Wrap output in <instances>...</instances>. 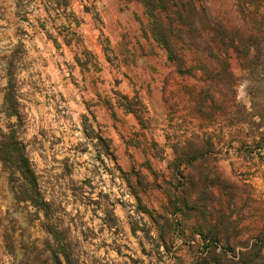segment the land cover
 Here are the masks:
<instances>
[{"label":"rangeland","instance_id":"rangeland-1","mask_svg":"<svg viewBox=\"0 0 264 264\" xmlns=\"http://www.w3.org/2000/svg\"><path fill=\"white\" fill-rule=\"evenodd\" d=\"M197 9L172 62L139 0H0V130L19 47L21 132L50 207L17 201L0 166V264H55L48 230L74 264L264 255V65L249 75L211 40L261 19L236 0Z\"/></svg>","mask_w":264,"mask_h":264},{"label":"trees","instance_id":"trees-1","mask_svg":"<svg viewBox=\"0 0 264 264\" xmlns=\"http://www.w3.org/2000/svg\"><path fill=\"white\" fill-rule=\"evenodd\" d=\"M146 8V12L151 19L150 28L155 41L168 51L172 62H179V51L172 43V38L181 39L183 27H192L197 20L202 17L197 9L199 0H139ZM242 12L253 11L260 21L254 24V33L249 37L238 32H229L214 27L212 42L224 53L229 49H235L244 58V69L249 75H256L263 67L264 51V0H236ZM163 15L168 16V23L163 21ZM200 32L197 29L191 30L192 37H196ZM19 47L12 51L6 59L7 85L4 88L3 108L8 119L5 130H0V166L8 174V178L13 189L15 199L19 202L29 203L38 211H42L46 216L49 214V204L44 199L39 185L38 175L34 165L28 155L24 139L22 137V127L24 115L21 111L20 99L18 97V81L16 78V67L19 62ZM218 58L219 55L212 53ZM230 77V75H229ZM232 84L230 79L227 80ZM261 86V85H259ZM264 88V85L263 87ZM127 112L136 113L129 108ZM52 234L56 248L52 250L55 264H74L67 249L60 244L59 232L48 230ZM263 242H258L248 247L246 251L240 252L231 260L221 257L216 264H264L262 255ZM232 254L233 251H229ZM235 254V253H234Z\"/></svg>","mask_w":264,"mask_h":264}]
</instances>
